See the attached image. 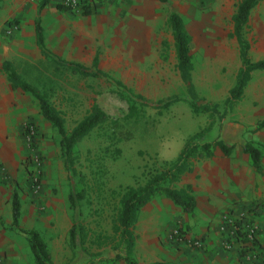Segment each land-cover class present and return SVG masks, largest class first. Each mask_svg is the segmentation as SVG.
Instances as JSON below:
<instances>
[{"label": "crops", "instance_id": "obj_1", "mask_svg": "<svg viewBox=\"0 0 264 264\" xmlns=\"http://www.w3.org/2000/svg\"><path fill=\"white\" fill-rule=\"evenodd\" d=\"M171 1L175 4L172 2L173 6L167 11L166 4ZM196 1L99 0L93 2L86 13H76L61 8L60 0H37L36 4L34 0H0V165L4 168V173H0V264H34L23 235L11 226L10 202L13 192L17 194L20 205L19 226L35 230L41 236L40 184L33 191L29 179L33 168L31 155L36 153L40 159V111L36 99L29 92L11 88L1 70V63L10 62L24 82L40 91L36 86V83H40V54L52 60L36 45V20L41 27L42 42L44 25L53 21L57 38L63 36L61 30L65 31L66 27L68 30L78 28L82 35H94L99 31L103 36L110 31L114 37H124L123 44L129 43L128 38H132L129 43L133 45L132 50L130 47L121 50L153 52L152 57L157 60L154 53L160 50V37L168 14L175 12L180 16L190 36V44L192 33L185 19L191 14L195 19L192 26L197 28L202 42L199 52L205 57L203 65L213 64L220 70L227 69L233 80L229 82L227 78L224 80V75H220L218 86L209 88L224 101L241 66L240 47L235 36L231 35V18L239 0H208L212 18L199 14L200 11L195 8V5H199ZM41 3L43 6L38 9ZM11 24H16L18 30L6 35L5 29ZM242 36L247 43V59L251 62L264 59V0H257L249 9ZM99 44H88L87 52L91 60L95 55L99 59ZM143 59L138 56V63L135 61L133 66H141ZM121 60L120 57L116 59L117 65H121ZM200 80L205 84L209 78L201 77ZM221 112L222 109H218V118L210 125V138L202 142L220 140L230 144L233 146L231 154L226 156L215 149L212 156L193 160L189 171L183 172L177 181L170 184L169 187L174 189L187 187L194 201L190 213L183 212L159 192L140 207L133 229L132 253L136 256V264H250L239 261L234 251H225L219 246L216 227L222 214H248L249 219L257 225V242L264 243V128L254 130L256 123L264 119V69L252 70L240 100L222 117ZM30 122L39 125L34 124V148L28 146L23 128L25 123ZM243 142H250L260 151L259 173L253 170L248 154L243 152ZM59 194L61 196L56 200L60 203V210L55 212L52 208L56 219V214L62 215V221L58 223L64 226L56 232L67 237L74 221L68 219L64 210L63 191ZM68 204L70 206L69 201ZM176 223L181 225L185 237L200 238L202 247L192 248L169 240L166 234ZM48 252L51 264L55 260L49 249Z\"/></svg>", "mask_w": 264, "mask_h": 264}, {"label": "rangeland", "instance_id": "obj_2", "mask_svg": "<svg viewBox=\"0 0 264 264\" xmlns=\"http://www.w3.org/2000/svg\"><path fill=\"white\" fill-rule=\"evenodd\" d=\"M207 1L197 0L199 5H195V8L204 18H212ZM172 2L166 4L167 11L173 6ZM33 3L36 4L37 0ZM194 20L191 14L185 19L192 33L190 83L199 101L217 104L216 113L191 109L190 98L175 67L173 41L167 26L162 30L160 50L154 53L157 55L156 60L152 57L153 52L121 50L127 47L132 50L133 45L129 44L131 37L128 38L129 43L123 44L124 37H114L110 31L103 36L99 31L94 35H82L78 28L68 30L66 27L65 31L61 30L63 36L57 38L53 21L44 25L43 47L48 52L67 61L87 64L91 70L92 60L87 47L90 42L100 43L95 69L105 77H81L59 68L48 57L40 54V83H36V86L61 113L65 131L68 132L85 114L92 100L107 117L74 146L75 172L69 175L61 161L59 136L40 115V235L55 260L51 264H85L89 260L80 251L78 244L72 255L66 234L60 236L56 232L64 226L58 223L62 221V215L56 214V219L53 212V208L55 212L60 210V203L56 200L60 191H63L62 199L68 219H72L86 233L83 246L93 256L91 264H125L122 259L114 263L107 260L118 248L116 235L111 230V221L118 209L121 191L126 186L141 185L150 174L165 170L191 134L199 132L197 143L210 138V125L218 118V109H223V101L209 88L218 86L220 75H224V80L227 78L229 82L233 80L227 69L220 70L213 64L203 65L205 57L199 52L202 42L197 28L192 26ZM11 25L15 27L11 31L18 30L16 24ZM10 32L5 29L6 35ZM154 42H157L156 39ZM138 56L144 59L140 61L141 66L135 67L133 64L137 62ZM118 57L122 59L121 65L116 63ZM201 77L209 80L203 84ZM112 80L120 82L131 94L140 95L148 103L141 104L135 99L132 111L134 116H125L129 102L117 92L118 88ZM166 96H176L177 100L166 108L150 105V102ZM28 146L34 148L30 141ZM79 176L82 177L81 181ZM162 185L170 186V183L164 182ZM80 191H83V197L75 202L73 209L66 196ZM99 235L106 240L96 238ZM100 241H106V245L98 247ZM119 254L124 255L122 248ZM132 258L136 259L134 253ZM101 259L104 261L100 262Z\"/></svg>", "mask_w": 264, "mask_h": 264}, {"label": "trees", "instance_id": "obj_3", "mask_svg": "<svg viewBox=\"0 0 264 264\" xmlns=\"http://www.w3.org/2000/svg\"><path fill=\"white\" fill-rule=\"evenodd\" d=\"M164 1V0H160ZM257 0H239L236 3V9L232 15L233 31L232 36H235L240 47V61L241 66L236 72L233 85L228 89L227 96L223 101V109L220 114L222 117L231 107L240 100L243 88L249 78V74L252 70H262L264 69V59L251 62L246 57L247 43L242 36V30L246 26L247 15L249 9L256 3ZM43 4L38 6L41 8ZM63 7L61 4L59 5ZM93 6L92 3L84 4L81 11L86 13L89 7ZM166 26L170 29L173 49L176 59L175 67L178 70V75L184 84L187 95L190 98L189 105L193 111L196 112H211L216 113V105L209 104L203 100L199 101L196 98L193 86L190 83V72L192 70L191 53H190V36L184 29L183 22L180 16L175 12H170L166 19ZM34 33L36 45L40 48L44 55L50 56L52 62L61 68L67 69L72 73H75L81 77L100 75L105 77L103 73L95 69L97 63L96 55L92 59L91 65L92 69L85 67L79 63L65 61L56 57L42 47V31L39 22L36 20L34 23ZM1 70L6 75L7 80L10 83L11 88H19L21 91L29 92L37 101L38 109L42 118L50 124L52 128L55 129L59 136L58 145L61 155V161L64 169L69 173V175L74 174V146L78 141H80L84 136H86L92 128L106 120L105 113L98 107L95 100H92L89 108L85 114L71 127V129L66 132L64 129V119L61 113L55 109V107L48 100V96L39 91L36 87L24 82L14 71L11 63L8 61H3L1 63ZM117 88V92L123 95L129 102L128 110L125 116H134L133 114V102L135 99L139 100L141 104L148 103L147 100L142 98L140 95L131 94L120 82L112 80L111 81ZM177 100L176 96H166L164 98L158 99L155 102H150L152 106L158 108H166ZM31 124V123H30ZM264 128V119L256 123L254 130ZM25 134V131H24ZM200 137L199 132L194 133L188 137L183 143L181 149L177 153L174 161L166 167L165 170L150 174L145 182L141 185L126 186L121 191L118 199V209L115 216L111 221V230L116 235L118 248L114 255L107 259L114 263L118 259H122L125 264H136L135 260L132 258L133 243H134V224L136 221L137 212L141 206H143L152 195L156 192L161 193L168 199H170L175 205L179 206L183 212L190 213L194 206V201L189 193L187 187L182 189H174L169 186H163L162 183L166 182L171 184L177 181L183 172H187L190 169V164L193 160L206 158L213 155L215 149L221 151L224 155L228 156L231 154L233 146L226 144L220 140L210 141V142H199L196 140ZM243 152L247 153L250 158V163L253 170L259 173L260 170V151L253 146L250 142H243L241 145ZM81 181V176L78 177ZM83 197V191L76 193L75 195L68 194V201L70 207L74 209L75 202ZM11 226L18 233L23 235L25 241L27 242L29 249L33 256L34 264H50V256L46 246V243L41 236L35 230L23 229L18 224L19 218V201L17 194L13 192L11 196ZM78 237V238H77ZM86 233L81 230V227L76 225L74 222L67 234V244L72 253L74 254V249L76 246L80 251L86 255L89 260L85 264H91L92 255L87 252L84 245V239ZM100 240H106L105 237L97 236ZM78 240V242H77ZM94 241V239L92 240ZM256 243V239L254 240ZM78 244V245H77ZM106 245V241H100L97 246L102 247ZM247 245L243 240L239 243V248L236 251V257L244 254ZM123 249L124 255L120 256L119 250ZM104 261V259H101ZM150 264H163L160 262H152Z\"/></svg>", "mask_w": 264, "mask_h": 264}, {"label": "built area", "instance_id": "obj_4", "mask_svg": "<svg viewBox=\"0 0 264 264\" xmlns=\"http://www.w3.org/2000/svg\"><path fill=\"white\" fill-rule=\"evenodd\" d=\"M99 0H60V4L67 9L80 13L84 4L93 3ZM15 27L8 26L7 31L10 32ZM25 136L28 141L32 142L36 131L34 125L25 123ZM33 168L30 172L29 179L32 190L36 191L40 184V159L38 154L31 155ZM0 173H4V168L0 165ZM217 231L219 234V246L225 251H236L239 248V243L244 239L247 247L244 254L236 257L241 262L250 264H264V243L256 241L257 225L253 220H250L248 214L238 213L237 215L222 214L219 217L217 224ZM167 238L175 243L188 245L192 248H201L203 243L200 238L185 237L184 231L179 223H176L166 234Z\"/></svg>", "mask_w": 264, "mask_h": 264}, {"label": "bare ground", "instance_id": "obj_5", "mask_svg": "<svg viewBox=\"0 0 264 264\" xmlns=\"http://www.w3.org/2000/svg\"><path fill=\"white\" fill-rule=\"evenodd\" d=\"M204 84V83H203Z\"/></svg>", "mask_w": 264, "mask_h": 264}]
</instances>
